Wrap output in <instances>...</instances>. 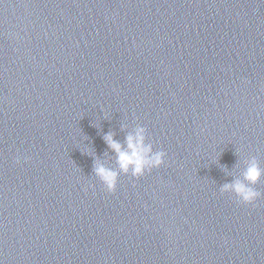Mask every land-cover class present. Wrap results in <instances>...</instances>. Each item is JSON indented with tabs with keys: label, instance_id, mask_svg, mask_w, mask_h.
I'll return each mask as SVG.
<instances>
[{
	"label": "water",
	"instance_id": "obj_1",
	"mask_svg": "<svg viewBox=\"0 0 264 264\" xmlns=\"http://www.w3.org/2000/svg\"><path fill=\"white\" fill-rule=\"evenodd\" d=\"M139 127L136 179L104 136ZM253 158L264 0H0V264H264V178L220 191Z\"/></svg>",
	"mask_w": 264,
	"mask_h": 264
},
{
	"label": "clouds",
	"instance_id": "obj_2",
	"mask_svg": "<svg viewBox=\"0 0 264 264\" xmlns=\"http://www.w3.org/2000/svg\"><path fill=\"white\" fill-rule=\"evenodd\" d=\"M104 141L108 147L116 153V163L119 172L139 179L153 169L160 168L165 162L166 153L164 151H153L152 145L146 143L145 129L137 128L135 135L126 137V148L114 140L112 134L104 136ZM17 164L20 160L16 161ZM99 181L105 186L109 193L115 191L119 173L103 165L97 164L94 168ZM264 178V169L255 158L247 161V166L242 173V179H235L230 184H225L221 188V193H231L236 199L245 205L253 204L260 198L261 193L255 186Z\"/></svg>",
	"mask_w": 264,
	"mask_h": 264
}]
</instances>
